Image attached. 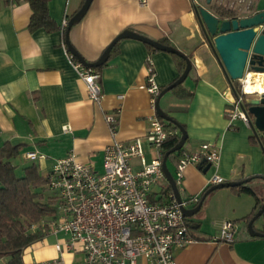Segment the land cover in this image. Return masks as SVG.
I'll use <instances>...</instances> for the list:
<instances>
[{"label":"crops","instance_id":"obj_1","mask_svg":"<svg viewBox=\"0 0 264 264\" xmlns=\"http://www.w3.org/2000/svg\"><path fill=\"white\" fill-rule=\"evenodd\" d=\"M84 1L51 0V15L62 27L64 18L70 19ZM211 3L214 0H93L69 33L71 44L87 61L98 60L113 39L129 28L154 40L166 39L191 59L194 70L183 85L193 90L194 96L179 98L169 91L161 97L160 106L185 125L188 147L184 151L192 152L211 142L220 150V160L207 171L199 165H188L179 187L183 196L201 195L212 185L215 175L224 182L264 175V151L257 138L251 140V127L230 117L236 96L195 13V5L212 10ZM222 4L234 8L229 0H222ZM262 9L264 0H257L251 12L239 15H252ZM31 14L26 1L13 5L0 1V145L6 141L23 145L13 160L19 175L24 174L26 166L36 163L45 176L54 161L70 151L103 171L104 149L114 139L106 114L120 110L116 139L128 141L144 136L155 113L145 87L149 67L164 89L179 77L178 64L169 52H152L143 41L124 38L117 52L98 69L103 96L100 103L94 102L69 59L62 28L52 33L44 29L32 33L28 29ZM65 126L69 129L64 130ZM176 130L181 134L179 128ZM262 135L264 132H260ZM144 150L151 161L155 150L148 142ZM28 151H39L47 158L29 160ZM172 165L174 175L176 163ZM260 183L257 178L249 184L258 188ZM256 205L253 195L235 194L228 187L207 195L199 214L191 218L213 239L194 240L177 249L178 263L264 264V237L251 236L244 219ZM226 221L237 225L232 243L215 239ZM254 226L259 232L264 230V214ZM69 238L63 232H48L26 248L25 262L32 264L62 255L66 264H81L82 251L60 252L57 248L58 243L65 247Z\"/></svg>","mask_w":264,"mask_h":264},{"label":"built area","instance_id":"obj_2","mask_svg":"<svg viewBox=\"0 0 264 264\" xmlns=\"http://www.w3.org/2000/svg\"><path fill=\"white\" fill-rule=\"evenodd\" d=\"M68 24L69 18L65 17L62 28ZM68 55L74 69L85 81L90 99L100 103L103 96L100 71L75 59L70 51ZM248 70L246 68L244 76L238 80L241 84L240 97L235 98L229 111L232 120L241 119L247 125L248 118L242 104L246 96L252 95L245 91ZM145 87L151 94L155 113L150 117V128L144 136L128 141L116 139L120 110L107 113L106 122L114 139L104 149L103 171L96 170L92 163L79 160L77 154L70 151L65 157L55 160L45 175L48 188L56 199L57 215L50 222L44 219L43 227L48 222L47 233L69 234L66 246L58 243L57 248L60 252L82 251L84 258L81 264H179L175 251L195 240L188 226L189 217L182 207H196L201 195H182L179 202L172 190L162 188L152 191L155 183L166 179L163 144L179 132L168 127L167 122L157 114L156 103L162 88L155 81L151 65ZM68 129L64 127V130ZM145 142L155 150L151 161H147L145 155ZM26 157L33 161L47 158L39 151H28ZM219 160L220 150L211 142L201 144L198 150L184 151L176 163L174 174L178 187L183 182L188 165L203 162L204 167ZM222 182L224 180L220 175L212 179V185ZM37 227L33 225V230ZM236 230L235 222L226 221L215 239L232 243ZM32 264L66 262L60 255Z\"/></svg>","mask_w":264,"mask_h":264},{"label":"trees","instance_id":"obj_3","mask_svg":"<svg viewBox=\"0 0 264 264\" xmlns=\"http://www.w3.org/2000/svg\"><path fill=\"white\" fill-rule=\"evenodd\" d=\"M0 1L4 2L7 5L18 4L22 1L28 2L32 8V14L28 29L32 33L40 29H44L46 32L52 33L62 28L51 15V0ZM211 7L213 12L223 17H235L239 15V13L235 9L229 8L223 4L213 3ZM67 27L64 29L62 28V30L65 34L64 44L68 49L66 43ZM123 39L124 38L119 39L115 46L112 48L109 58L117 52L118 45ZM155 41L168 46L176 47L172 43L167 42L166 39ZM144 43L152 52L163 51L155 48L149 43ZM171 54L178 64L181 75L186 68L187 60L184 56L173 53ZM75 59L77 58L75 57ZM102 66L103 65L95 68L100 69ZM193 70L194 66H192L189 74H191ZM170 92L174 93L179 98L190 99L194 96V91L187 89L183 85V83L172 88ZM166 122L168 127H172L173 129L181 127L186 130L185 125L178 122L173 117L170 121ZM250 138L251 140L256 141L255 135H252ZM180 139L181 134L177 133L172 135L168 139V141L163 144V153L165 154L167 151L171 150L180 141ZM261 140L264 144V135L261 136ZM22 148V144H12L10 141H6L4 144L0 145V264H27L24 260V252L26 248H28L33 243L43 239L49 229V223H44L43 227L42 221L46 219L50 222L57 215L56 199L52 195V193L47 196L45 195L49 190L47 185V178L40 173L39 166L36 163H32L24 168L23 175H19L17 173L18 165L14 163L13 160L20 155ZM183 152L184 148L178 152L170 154L168 162L174 161L175 163H177ZM248 178H250L251 180L247 183L229 187L235 194L248 193L256 197L257 205L255 209L250 215L244 218L247 223L254 217V215L261 209L262 205L264 204V175H255ZM257 178L262 181L258 188L253 187L251 184H249L253 179ZM212 186L213 185L208 186L207 189L201 194L200 202L203 200L205 193ZM171 190V186H167V191ZM215 191L216 190L211 191L208 195H211ZM187 220L190 233L195 240L213 239V237L209 236L201 230V225L199 224V222L194 221L192 218H187ZM33 225H38V227L33 230ZM261 233L264 234V230L261 231ZM253 237L256 238L262 236Z\"/></svg>","mask_w":264,"mask_h":264},{"label":"water","instance_id":"obj_4","mask_svg":"<svg viewBox=\"0 0 264 264\" xmlns=\"http://www.w3.org/2000/svg\"><path fill=\"white\" fill-rule=\"evenodd\" d=\"M92 2L93 0L84 1L81 8L70 18L66 30V43L68 46V50L83 64L89 67H99L106 63L109 59L112 48L121 38L138 39L153 45L159 50L181 55L186 58L187 65L183 73L177 80L165 87L160 92L157 99V114L165 121H170L172 117L161 108L160 99L165 93L169 92L172 88L183 83L187 79L189 72L193 66L191 59L176 47L162 44L151 39L150 37L139 34L136 31L126 29L113 39V41L106 47L98 60L87 61L71 44L69 33L72 26L79 23L86 15ZM210 2L211 0H208V3ZM194 8L203 33L230 83L232 92L236 97H240V92L235 86V81L244 76L246 68H249L252 71L261 72L264 76V27H261L264 24V9L247 16L237 15L235 17H223L217 15L215 12L204 6L195 5ZM242 109L247 115L248 124L251 127L253 134L258 139V142L264 151V144L260 137V132H264V94L257 95V97H250L249 95L246 96L245 102L242 104ZM179 130L181 132L180 141L171 150L167 151L164 154L163 171L177 200L181 202L182 195L175 181L174 175L168 167L170 154L183 149L188 139L187 131L181 127H179ZM199 167H203V162L199 164ZM210 167L211 164L208 163L207 165H205V167H203V170L207 171ZM250 180V178H247L239 181H226L215 184L210 189H208L203 197V200L196 207L192 209L182 207V210L184 214L190 218L201 209L204 199L211 191L247 183ZM263 213L264 204L262 205L261 209L254 215V217L248 222V231L251 236L264 237V234L257 231L254 226L255 221L259 217H261Z\"/></svg>","mask_w":264,"mask_h":264},{"label":"rangeland","instance_id":"obj_5","mask_svg":"<svg viewBox=\"0 0 264 264\" xmlns=\"http://www.w3.org/2000/svg\"><path fill=\"white\" fill-rule=\"evenodd\" d=\"M232 7V9H235L238 13H249L251 12L253 9H254V6L256 5V2L257 0H229ZM203 2L205 3L206 0H203ZM214 3H218V4H222V0H214ZM251 69H249L248 71H250ZM235 86L238 90H241V84L238 80L235 81ZM250 97H257V94H253V95H249ZM237 121H241L243 122L244 124H246L243 120L241 119H238ZM240 125V124H239ZM247 125V124H246ZM188 147V143L186 142L185 145H184V149ZM147 152V151H146ZM147 159L150 161V158H149V155L147 154ZM168 167H169V170L173 173V165H172V162L169 161L168 162ZM168 180L163 178V179H160L157 183H155L152 187V191H159L161 190L162 188L164 187H167L168 186ZM229 188V187H228ZM51 194V191L48 190L46 192V196ZM153 196V193L151 194V197ZM199 214V212H197L195 215H193L192 217H195ZM191 218V217H190Z\"/></svg>","mask_w":264,"mask_h":264},{"label":"bare ground","instance_id":"obj_6","mask_svg":"<svg viewBox=\"0 0 264 264\" xmlns=\"http://www.w3.org/2000/svg\"><path fill=\"white\" fill-rule=\"evenodd\" d=\"M245 91L247 93L264 94V76L261 72L249 71L245 76Z\"/></svg>","mask_w":264,"mask_h":264},{"label":"flooded vegetation","instance_id":"obj_7","mask_svg":"<svg viewBox=\"0 0 264 264\" xmlns=\"http://www.w3.org/2000/svg\"><path fill=\"white\" fill-rule=\"evenodd\" d=\"M252 71V70H251Z\"/></svg>","mask_w":264,"mask_h":264}]
</instances>
